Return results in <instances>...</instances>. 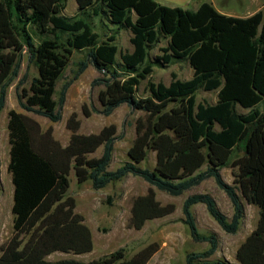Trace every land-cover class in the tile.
Masks as SVG:
<instances>
[{
    "label": "trees",
    "instance_id": "1",
    "mask_svg": "<svg viewBox=\"0 0 264 264\" xmlns=\"http://www.w3.org/2000/svg\"><path fill=\"white\" fill-rule=\"evenodd\" d=\"M66 2L0 0V115L26 53L38 69L28 90L21 88L24 80L17 87L19 105L27 113L59 123L69 88L92 65L104 75L93 82L105 86L99 94L102 113L110 116L127 105L143 116L136 120L129 161L109 171L118 139L115 124L98 134H79L81 122L73 113L66 124L71 137L64 146L52 126L45 130L26 113H8L14 232L0 247V264L149 263L159 250L157 243L130 259L125 249L90 262L48 259L55 253L83 255L94 249L92 230L77 212L76 199L68 195L72 172L78 184L90 181L96 190L129 175L147 182V194L132 204L130 226L137 231L176 211L174 204L158 200L156 190L179 197L213 178L228 196L233 215L226 216L210 194L186 198L182 222L195 242L209 244L204 252L189 253L187 264H231L211 260L219 237L199 231L193 206L204 204L227 234L236 235L246 218L245 203L259 209V220L238 247L236 260L264 264V8L236 18L220 14L210 2L191 11L156 0H76L78 13L69 17L64 15ZM123 30L131 33L134 50L121 52L122 63L117 64V36ZM163 42L162 55L152 58L151 51ZM75 51L85 52V60L55 99ZM182 62L194 69L192 79L183 81L172 74L169 85L150 81L149 96L137 95L155 67ZM201 89L218 90L217 102L197 105ZM83 114H92L86 105ZM101 148L102 154L93 156ZM149 151L155 152L156 165L144 169L140 164ZM227 167L237 169L233 184L222 176Z\"/></svg>",
    "mask_w": 264,
    "mask_h": 264
},
{
    "label": "rangeland",
    "instance_id": "2",
    "mask_svg": "<svg viewBox=\"0 0 264 264\" xmlns=\"http://www.w3.org/2000/svg\"><path fill=\"white\" fill-rule=\"evenodd\" d=\"M217 7L224 11H230L234 14L244 17L251 15L259 6L264 5V0H215ZM75 0H67L66 15L76 14ZM96 19L94 18V21ZM98 20V19H97ZM112 27V26H111ZM116 25L112 30L115 32ZM101 31L102 29L99 28ZM96 28V31H98ZM102 33V31H101ZM126 31H121L118 37L117 45L119 52L117 54V64L122 63L121 52H126L130 49L131 44ZM36 43H39L37 35L35 36ZM161 46H165L162 43ZM161 54L162 51L155 49L151 51V57ZM85 60V52L75 51L68 69L64 76L57 84V94L55 99H58L62 86L73 80L76 71L79 68V63ZM154 73L146 80L142 81L138 87L137 95L139 97L149 96L148 83H164L169 85L172 81V74H176L180 80L190 79L192 76L190 65L187 62L177 63L166 68L155 67ZM38 76V69L34 64L29 63L28 55L24 53L21 60V66L18 77L14 79L11 86L8 88L6 107L0 115V247L5 246L13 235L14 217L12 214L14 186L12 177L8 167L10 162V145L8 135V113L11 110L26 113L40 122L43 129H48L50 126L54 128V136L66 146L71 137V131L67 129V120L73 114L77 113L78 120L81 122L79 134L89 135L98 134L100 131L110 124H115L118 128L117 141L115 142V151L113 161L109 166V171H115L125 162L129 161L128 151L131 148L136 138V120L143 116L142 112L132 111L127 105H123L116 109L110 116H105L102 113V105L99 101V94L105 89L104 84L93 85L96 79H103L104 75L89 65L88 69L76 80L68 90L66 103L62 108V120L59 123H51L47 118L34 113L24 111L18 102L17 87L21 84V88H30L31 81ZM219 91L199 90L197 93L198 104H215L218 100ZM86 105L92 112L90 117L83 114V106ZM241 112L242 107L238 106ZM102 148L93 156H100ZM156 165V154L149 151L148 158L140 164V167L153 169ZM237 169L231 167L222 170V176L226 182L233 184L234 173ZM71 185L68 195L74 197L77 201V212L88 219L90 224L95 229L96 248L100 253H96L99 257H105L119 249H125L127 259L133 257L138 251L147 247L150 244L157 243L159 246L163 244L165 236L166 221H156L159 227H148L137 231L130 226L132 204L136 197L147 194L151 187L142 178L129 175L121 181L113 182L106 188L96 190L92 183L86 182L78 184L74 172L70 175ZM158 200L163 204H174L176 206L177 218L183 215V203L190 195L197 193L210 194L217 202L220 210L229 218L233 214L232 204L226 193L220 189L213 178L203 182L198 187H195L182 196L173 197L167 193L156 190ZM246 218L241 225L240 231L236 235L227 234L218 224V222L210 215L204 204H198L194 207V214L197 221V226L202 234L215 233L219 237V249L211 257V260H226L231 264H239L236 260L235 248L240 245L245 237L255 228L259 220V209L245 203ZM186 232L180 230L182 238V246L189 253L204 252L209 248L208 243L195 242L190 234V230L185 226ZM65 255L57 254L52 259L60 260ZM71 256V255H70ZM69 257V256H65Z\"/></svg>",
    "mask_w": 264,
    "mask_h": 264
},
{
    "label": "crops",
    "instance_id": "3",
    "mask_svg": "<svg viewBox=\"0 0 264 264\" xmlns=\"http://www.w3.org/2000/svg\"><path fill=\"white\" fill-rule=\"evenodd\" d=\"M156 1L159 2L162 5H165V6L182 7L184 9L191 10V11H197L203 3L210 2V3L213 4L215 9L220 14L225 15V16H229V17H236V18H248V17L254 15L255 13H257L258 11H260V10H262L264 8V5H261L255 11H253L251 15H247V16L241 17V16H238V15L234 14L233 12L224 11V10L220 9L219 7H217V4H216L215 0H156ZM74 10H75V12L77 14L78 13L77 2H76V7H74ZM65 11H66V8L64 10V15H66ZM76 14H74V15H66V16L72 17V16H75ZM123 31H126V30H123ZM125 34H127L129 36V40H130V44H131L130 49L128 51H126V52L132 53L133 50H134V47H133V45L131 43L132 35H131V33L129 31H126ZM120 35H121V32L117 36V40H118V37ZM161 45H162V43H160L155 49H158L160 51L162 48L166 47V44H165V46H161ZM190 70H191V73H192V76H191L190 79H192L193 76H194V69L191 67V65H190ZM154 71H155V69H154ZM190 79H187V80H190ZM187 80H183V81H187ZM195 206H193V208H192L193 214H194V207ZM176 212H177V210L175 211V213H173L170 216H167V217L161 218V219H155V220L149 221L145 225L144 228L148 227V225L152 226V224H153V227L157 228V227H159V225L156 224L157 223L156 221L164 220V219L166 221L165 222L166 223V225H165V236H164L165 240L163 241V244L159 247V250L150 259L148 264H187L186 260H187V255L189 254V252L185 251V249L183 248V246H182V238H181V234H180V230L184 229V232H186V228H185L186 225L182 222V220L184 218V215H180V216H178L176 218L175 217ZM194 216H195V214H194ZM85 220H86L87 225L91 228L92 233H93V238H94V249H93V251L91 253H87V254H83V255L55 253V254H52L51 256H49V258H48L49 260L56 261L55 259H52V257H54V255H57V254H62V255H65V256H69V257H65L64 256V258H62V259H76V260H80V261H84V262H90L92 260H97V259H100V258L103 257V256L99 257V256L96 255V253L97 254L100 253V250L98 252V250L96 248L95 229L92 226V224H90V222L88 221V219L86 217H85ZM256 226H257V224H256ZM256 226H255V228H256ZM255 228L250 232V234L255 230ZM250 234H248V236ZM247 237H245V239ZM245 239H243V241ZM239 246L240 245L236 246V248H235V252H234L235 255L237 253V250H238Z\"/></svg>",
    "mask_w": 264,
    "mask_h": 264
}]
</instances>
